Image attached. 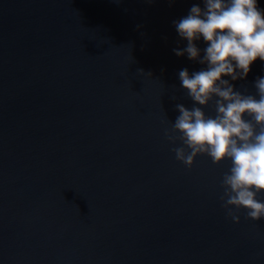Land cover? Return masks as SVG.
<instances>
[{
	"label": "water",
	"instance_id": "obj_1",
	"mask_svg": "<svg viewBox=\"0 0 264 264\" xmlns=\"http://www.w3.org/2000/svg\"><path fill=\"white\" fill-rule=\"evenodd\" d=\"M193 4L0 0V264H264V218L220 200L231 161L189 169L165 136L207 67L173 51Z\"/></svg>",
	"mask_w": 264,
	"mask_h": 264
},
{
	"label": "clouds",
	"instance_id": "obj_2",
	"mask_svg": "<svg viewBox=\"0 0 264 264\" xmlns=\"http://www.w3.org/2000/svg\"><path fill=\"white\" fill-rule=\"evenodd\" d=\"M203 3V9L193 4L187 16L174 21L179 36L187 41L182 50H173L175 54H186L207 67L178 73L193 105L191 109L176 105L179 115L165 136L183 145L172 150L189 169L200 155H207L216 165L230 160L221 182L222 206L236 223L242 209L247 210V219L260 221L264 218V202L258 198L264 195V77L255 81L257 95L236 91L223 77L244 79L257 59L264 61V10L257 0ZM201 38L207 44L202 57L196 44ZM210 105L214 116L204 111Z\"/></svg>",
	"mask_w": 264,
	"mask_h": 264
}]
</instances>
